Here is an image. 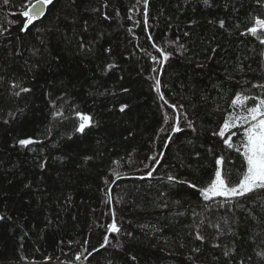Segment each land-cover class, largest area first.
<instances>
[{"label": "trees", "instance_id": "16d2710c", "mask_svg": "<svg viewBox=\"0 0 264 264\" xmlns=\"http://www.w3.org/2000/svg\"><path fill=\"white\" fill-rule=\"evenodd\" d=\"M28 4L0 0V264H264V190L199 191L220 156L240 178L213 132L264 95V5L54 0L22 31Z\"/></svg>", "mask_w": 264, "mask_h": 264}, {"label": "snow or ice", "instance_id": "6c2138e0", "mask_svg": "<svg viewBox=\"0 0 264 264\" xmlns=\"http://www.w3.org/2000/svg\"><path fill=\"white\" fill-rule=\"evenodd\" d=\"M3 2L7 4L9 0H3ZM53 2L54 0H35L33 3L29 0L26 10L22 13L26 18V22L24 23V28L21 30H26L29 25H32L34 21L42 17L45 14L46 6ZM144 3L147 5V0H144ZM204 3L208 4V0H204ZM257 3L264 5V0H257ZM220 26H224V21H220ZM244 34H251L259 40V43L264 44V18L256 17L253 26L248 27L246 33H242V35ZM153 47H156V45L154 44ZM157 51H161L164 59H167V54L163 53L161 49L157 48ZM158 84L159 81H157V91L159 90ZM253 87L264 88V85H253ZM21 91L27 92L29 89L21 88ZM249 101H252L253 104L250 107H246ZM125 107L126 105L121 106L120 110L123 111ZM230 107L238 109V111L234 110L226 114L219 130L213 132V135L218 136L228 149L234 150L239 154L243 161V169L238 173L240 177L238 182H232L230 173L227 170L222 172L225 157L220 156L216 158L215 163L218 167L216 168L214 178L206 187L199 189L204 201H210L215 197H224L228 201L239 200L257 190H264V95L249 96L238 93L232 99ZM56 115L59 116L61 114L57 112ZM76 116L79 118L80 123L75 127V132L83 133L90 126L91 118L79 111L76 112ZM233 129L241 133V139L237 143H234L232 140L233 136L237 135V131H232ZM172 131H180L178 124L177 126H173ZM18 143L21 146H27L33 143V141L31 139H21ZM148 175H151V173H148ZM168 179L176 180L172 176H169ZM178 182L187 183L186 181ZM189 186L196 187L194 184H190ZM108 231H119L115 220L108 225ZM107 239L108 237L105 236V241ZM196 239L203 240L204 238L198 234ZM101 246L103 247V245ZM195 251H199V249H195ZM227 254L225 253V255Z\"/></svg>", "mask_w": 264, "mask_h": 264}, {"label": "water", "instance_id": "95a60500", "mask_svg": "<svg viewBox=\"0 0 264 264\" xmlns=\"http://www.w3.org/2000/svg\"><path fill=\"white\" fill-rule=\"evenodd\" d=\"M48 7H49V5H47L46 8H45V14H46V12H47ZM45 14H44L42 17H40L39 19H37L36 21H34V22H38V21H40V20L45 16ZM163 62L165 63L166 60L164 59Z\"/></svg>", "mask_w": 264, "mask_h": 264}]
</instances>
